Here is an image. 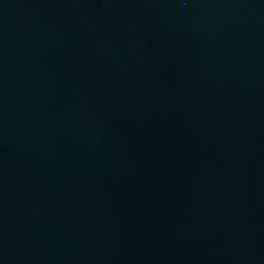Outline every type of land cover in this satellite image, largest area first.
I'll list each match as a JSON object with an SVG mask.
<instances>
[{"label":"water","instance_id":"95a60500","mask_svg":"<svg viewBox=\"0 0 264 264\" xmlns=\"http://www.w3.org/2000/svg\"><path fill=\"white\" fill-rule=\"evenodd\" d=\"M0 264H264V0H0Z\"/></svg>","mask_w":264,"mask_h":264}]
</instances>
